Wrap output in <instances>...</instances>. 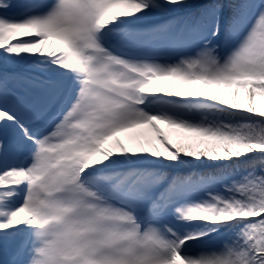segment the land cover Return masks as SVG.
I'll return each mask as SVG.
<instances>
[{
	"label": "snow or ice",
	"instance_id": "1",
	"mask_svg": "<svg viewBox=\"0 0 264 264\" xmlns=\"http://www.w3.org/2000/svg\"><path fill=\"white\" fill-rule=\"evenodd\" d=\"M0 264H264V0H0Z\"/></svg>",
	"mask_w": 264,
	"mask_h": 264
},
{
	"label": "trees",
	"instance_id": "2",
	"mask_svg": "<svg viewBox=\"0 0 264 264\" xmlns=\"http://www.w3.org/2000/svg\"><path fill=\"white\" fill-rule=\"evenodd\" d=\"M146 130L149 131L148 133L151 134L150 136L154 135V133H152L151 129L144 128V129H139V131L134 130L133 133H123L124 140L128 143V145L130 147L131 141L128 139V137L133 135L134 133H145ZM173 139H175V137H173ZM209 170H210V168L208 166L200 165V164L195 163V162H187L184 165L166 169V172H168L171 175H176V174L189 175L192 172H203V171H209Z\"/></svg>",
	"mask_w": 264,
	"mask_h": 264
},
{
	"label": "rangeland",
	"instance_id": "3",
	"mask_svg": "<svg viewBox=\"0 0 264 264\" xmlns=\"http://www.w3.org/2000/svg\"><path fill=\"white\" fill-rule=\"evenodd\" d=\"M161 86H162V84H161ZM159 127L162 129V131H163V133H164L165 135H170L172 138L175 137V136L173 135L174 130L170 129L167 125L160 123V124H159ZM137 130L139 131V129H137ZM148 132H149V131L146 130V131H145V134L148 135V136H150L151 134L148 133ZM122 135H123V133L120 134L119 139H121L122 141H124V143H125L126 146H129L128 143L124 140V138H123ZM194 251L198 253V252L200 251V249H196V250H194Z\"/></svg>",
	"mask_w": 264,
	"mask_h": 264
}]
</instances>
